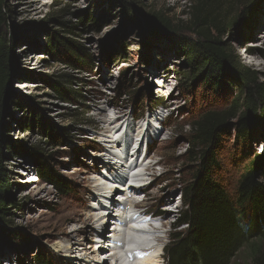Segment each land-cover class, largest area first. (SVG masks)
Listing matches in <instances>:
<instances>
[{
	"label": "rangeland",
	"instance_id": "1",
	"mask_svg": "<svg viewBox=\"0 0 264 264\" xmlns=\"http://www.w3.org/2000/svg\"><path fill=\"white\" fill-rule=\"evenodd\" d=\"M120 1L122 0L6 2L8 23L0 30L7 32L8 37L14 41L13 66L17 75L20 74L14 77L8 89L18 99L28 101L29 106L35 107L55 126L58 133L64 135L65 141L59 147L49 143L44 146V151L54 154L56 159L53 164L77 186L72 195L62 197L47 183L39 180L35 183H31V180L27 182L35 171L31 161L14 156L10 150L5 151L3 164L11 185L10 195L18 204L10 207L9 220L12 228L20 230L26 239L20 240L17 246L7 239L1 241L0 264H38L35 257L39 253L45 254L52 264H72L67 263L64 252L58 246H72L74 244L71 241L75 239L84 243L80 245L82 251L76 253L80 255L87 252L89 257H93L95 253L91 252L97 246L93 240L97 234L95 230L103 229L106 220L93 221L89 214L93 207L97 209L98 202L94 205L93 197L99 192L95 190L96 183L101 180L102 175H109L104 164L111 163V152L125 149L124 158L127 163L133 162L130 156L134 153L133 147L139 143L141 149L145 140L150 147L149 161L157 163L152 165V169L148 168L153 174H146L142 178V182L150 181V184L141 189L137 199L143 201L139 207L150 213H156L159 207L163 227L158 243L165 246L170 241L169 234L173 224L184 208L183 205L180 206L179 196L189 179L181 164L187 149L188 123L192 119L191 115L197 113L202 106L214 105L211 100L215 94H206L197 86H189L188 89L182 87L179 81L184 69V58L179 48L165 36L155 38L145 24L156 13L165 21L181 24V20L189 19L186 14L190 11L191 0H125L124 4ZM245 1L224 0V39L240 54L242 62L255 70L261 81H264V0H247L253 1L248 8V14H252L248 16L247 22L242 21L234 28L228 26ZM82 12L98 18L100 26L97 27L95 21L81 25L83 17L76 13ZM54 18L66 22L68 27H63ZM178 27L184 29L188 26ZM53 32H59L63 37L87 49L93 59L92 69L84 71L64 60L50 59L43 49ZM246 40L250 41L246 47L254 49L256 55H250L240 48ZM118 48L122 49V58L105 64L102 59L104 54ZM27 74L32 76L28 77ZM38 74L71 75L72 82L68 86L75 93L73 98L59 99L40 80ZM34 75L36 80L31 81L32 83L23 82ZM167 79H171L170 82L158 84V81ZM168 91L170 95H165ZM236 91L232 86L227 93L234 95ZM28 111L24 109V114ZM121 114H128L132 122V132L127 131L128 139L132 137L134 143L130 150L122 144L119 148L117 144H113V138L107 139L101 132L105 115L115 120ZM22 116L20 110L11 112L8 125L13 132L10 136L15 140H24L29 145L45 143L47 138L39 131L27 130L20 125ZM126 126L122 122L119 126L116 123L113 125V128L117 127L115 139L125 138ZM151 126L153 130H149L146 139L142 140L146 129ZM139 127L144 132L140 135V142V137L137 136ZM257 131L246 152L240 153L242 150L234 146L233 139L222 144L220 177L230 193L234 192L240 172L250 161L249 152L252 155L255 152L264 155V134L261 129ZM101 152L108 155L101 156ZM118 164L120 163L117 166ZM160 189L163 190L156 195ZM161 195L172 196L175 202L170 206L166 202L160 203ZM168 208L173 211L169 212ZM68 216L78 219L62 223ZM112 228L107 234H113L112 230L117 228V224ZM108 239L109 237L104 239L106 244ZM89 246H93L92 249ZM160 262L167 264L165 258L163 263L160 258Z\"/></svg>",
	"mask_w": 264,
	"mask_h": 264
},
{
	"label": "trees",
	"instance_id": "2",
	"mask_svg": "<svg viewBox=\"0 0 264 264\" xmlns=\"http://www.w3.org/2000/svg\"><path fill=\"white\" fill-rule=\"evenodd\" d=\"M124 1L120 2L124 4ZM6 2L0 0V28L8 23ZM251 3L247 0L243 3L240 12L231 19L230 28L247 22L252 14H248ZM224 4V0H191L186 14L189 19L181 20V24L165 21L159 13L145 23L155 38L165 36L179 48L184 58L179 81L182 87L197 86L206 94H215L211 100L214 105L202 106L188 123L187 149L181 164L189 179L181 194L184 208L164 247L167 264H264V155L249 152L250 161L240 172L234 192L225 188L220 177L224 141L233 139L234 146L243 153L252 145L257 129L264 134V81L224 39ZM76 14L83 17L81 25L95 21L100 26L99 19L92 18L88 12ZM54 19L68 27L66 22ZM249 42L244 41L240 48L256 55L254 49L246 47ZM13 45L8 33L0 30V242L7 239L17 246L26 238L20 230L12 228L9 220L10 207L18 204L10 195L11 185L3 164L5 151L31 161L38 180L51 185L62 197L72 195L77 185L53 164L54 154L44 151L49 143L59 147L65 141L64 135L35 107L29 106L28 101L18 99L8 89L14 77L20 76L13 66ZM43 51L53 61L64 60L84 71L92 69L93 59L87 49L59 32H53ZM122 55V49L118 48L104 54L102 59L108 65ZM37 76L59 99L73 98L75 93L68 86L71 75ZM34 77L23 82L32 83ZM232 86L237 90L234 95L227 93ZM24 109L29 111L24 114ZM14 110L22 112L19 123L24 129L39 131L47 141L29 145L11 137L13 129L8 118ZM157 212L162 213L159 207ZM35 260L38 264H52L43 253L37 254Z\"/></svg>",
	"mask_w": 264,
	"mask_h": 264
},
{
	"label": "bare ground",
	"instance_id": "3",
	"mask_svg": "<svg viewBox=\"0 0 264 264\" xmlns=\"http://www.w3.org/2000/svg\"><path fill=\"white\" fill-rule=\"evenodd\" d=\"M171 79H167V80H163V81H158V84L160 85H164L166 82H170ZM163 88V87H162ZM161 91H163V89H161ZM170 92L168 91L167 93H165V95H168ZM170 95V94H169ZM129 115L128 114H121L119 116H117L115 118V120L111 119V118H108V116L105 115V117L102 119L103 123H104V126L103 128L101 129V132L102 134L105 136V138H110L113 142V144H117L118 147L120 148V144L124 145L125 148H127L128 150H130V148L132 147V145H134L133 143V138L132 137H128L125 135V138L124 137H120V138H116L115 139V128H113V125L116 123L118 126L119 124L122 122V125H127V127H129V131L132 132V122L129 120ZM159 119V118H158ZM143 126V125H142ZM141 127H139V130L138 131V135L140 137V135L142 134L143 130L141 129ZM136 130V129H135ZM149 130H153V127L151 126V128L149 127L148 129H146V132L143 134V137H142V140L148 136L146 133H149ZM134 130H133V134H134ZM136 135V133H135ZM130 136V135H129ZM140 140V139H139ZM107 141V140H105ZM109 141V140H108ZM118 148V149H119ZM132 151V150H131ZM140 151V148L138 150V152ZM107 154V153H106ZM104 154V152H101L100 155H106ZM117 152H111L109 155L112 156V157H109L111 163H107V164H104V168H107L108 170V176H104L102 175L101 177V182L98 181L96 183V187H95V190H98L97 192L98 193H95V195H93V197L95 198L94 199V205H96V201L98 202L97 205H102V203L100 204L98 200L99 197L101 196V194L104 195V192H106L107 190V187L111 188L112 187H116V184L115 182L117 181H112L110 179L111 176H113L115 173V171L117 170L118 166H117V163L119 162L120 165H121V168H125V165L127 164V161H126V158L125 155L122 157L121 155H118ZM135 152L132 153V155L130 154L131 158L133 159L134 156H135ZM108 155V154H107ZM128 156V154H127ZM114 159H117L116 161H113ZM126 163V164H124ZM138 162H135L132 164H137ZM137 165H135V168H133V166L130 168V171H133L134 169L135 170H139L138 168H136ZM120 168V169H121ZM148 168L152 169V165H150ZM125 172H127V170H124ZM30 177V176H29ZM114 179V178H113ZM103 180H105V182H102ZM27 182H29L30 180L27 179L26 180ZM35 182V178L33 177L31 179V183ZM113 182V183H112ZM123 190H132L134 191L135 193H140L141 191V188L140 189H133V188H124ZM163 190V189H162ZM161 189L157 191L156 195L159 194V192L162 191ZM118 192V190H117ZM107 194V193H106ZM110 194V192L107 194V196ZM120 195H123V193H119L118 196L116 197L115 199V203H114V206L117 207L119 209V211H122V213H120L121 215V218H124V215H125V209H126V206L127 204H124V203H121L120 202V199H123ZM167 197V198H166ZM165 198V199H163ZM132 200V199H131ZM160 203H167V206H170L172 205L174 202H175V198L172 197V196H169L168 195H161L160 196ZM163 203V204H164ZM169 212H172L173 209H170L168 208L167 209ZM98 212V209L96 208H92L90 210V214H89V218L92 219L93 221H98V219L100 220H106L104 222V226H103V229L99 230H95V233H97L95 235V238L93 239L96 243V248H93L92 253H95V255L93 257H89L88 256V253L85 252L84 254H77L76 251H82L83 248L80 247V245H84L83 241L78 239L75 241H71V243H73L74 245L70 246L69 247H62V245H59V250L61 252H64L63 255L65 256L66 258V261L67 263H72V264H122V257L120 256V253L119 250L118 252L114 250V248L112 247H109V246H112L111 245V240L112 238L115 236V235H119L118 233V230L117 228H114L113 231V234L112 233H109L107 234V231H110V229L117 224V222H119V217H117V215L114 213V214H108L107 216H99V215H95L97 214ZM96 212V213H95ZM168 212V213H169ZM78 218H75V217H72V216H68V217H65L62 221V223H68V222H71V221H76ZM166 220V219H165ZM165 222V221H164ZM132 226V225H131ZM113 229V228H112ZM112 234V235H110ZM97 237L100 238L99 241H97ZM106 237H109L108 239V243L106 244V241L104 240ZM79 244V245H78ZM99 245V246H98ZM90 248L89 249H92L93 246H89ZM106 252V253H102V252ZM72 258L73 260H76V261H72V259H68V258ZM162 258V257H161ZM162 261V260H161ZM141 264H160V256L159 257H156L155 255H151V256H146L143 258Z\"/></svg>",
	"mask_w": 264,
	"mask_h": 264
}]
</instances>
